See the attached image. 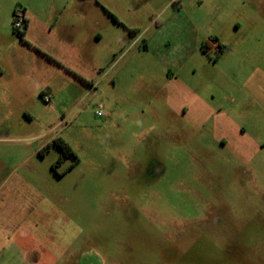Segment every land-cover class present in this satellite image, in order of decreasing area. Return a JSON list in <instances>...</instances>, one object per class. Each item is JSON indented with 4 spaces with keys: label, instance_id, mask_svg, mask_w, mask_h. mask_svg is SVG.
Listing matches in <instances>:
<instances>
[{
    "label": "rangeland",
    "instance_id": "obj_1",
    "mask_svg": "<svg viewBox=\"0 0 264 264\" xmlns=\"http://www.w3.org/2000/svg\"><path fill=\"white\" fill-rule=\"evenodd\" d=\"M181 1L175 11L167 0H93L103 40L77 63L102 78L87 94V82L52 71L53 96L42 81L50 1L0 0V184L14 176L0 197L24 188L31 234L8 242L0 229V264H24L13 243L34 248L32 264H264V114L246 113L252 103L238 87L264 69V0ZM19 10L38 21L17 30ZM155 18L164 25L146 36L149 48L122 55L120 34ZM218 34L230 52L204 55L199 43ZM169 78L227 110L255 142L247 155L213 116L175 111ZM51 138L71 154L59 161L56 145L45 149Z\"/></svg>",
    "mask_w": 264,
    "mask_h": 264
},
{
    "label": "crops",
    "instance_id": "obj_2",
    "mask_svg": "<svg viewBox=\"0 0 264 264\" xmlns=\"http://www.w3.org/2000/svg\"><path fill=\"white\" fill-rule=\"evenodd\" d=\"M48 1H50L48 5L49 9L42 11V34L44 36L48 35L47 38H45V41L42 42V55L46 59V62L42 64V81L46 83L45 86L48 88V92L53 96H57L58 93L53 88L54 85H52L54 79L50 75L51 72L53 71L55 76H60L64 73L71 76L75 75L74 77L77 79H81L89 84L90 89L87 92L88 94L102 78L100 77L96 82L88 79L85 77L84 73H79V65L77 63L80 55H85L87 48L90 45L95 42L100 43L103 40V34L99 29L102 28V25H99L96 29L94 26V16L91 14L93 13V0ZM140 1L149 2L150 0ZM170 4L171 8L175 11L183 10V1L181 0H167L165 7H168ZM256 5L259 7L264 6L259 2ZM106 7L111 10L107 4ZM114 17L117 22H119L118 17L116 15ZM37 18H39L38 15H32L31 17L26 13V20L28 21L27 29H29L35 21H38L36 20ZM80 23L84 25V28L82 29L83 39L81 42L78 39L80 33ZM98 24H100V22H98ZM104 24H106L109 28L108 23ZM163 25L164 24L160 21V19L156 20L155 18L142 31L134 29L133 27L126 28L124 33L120 34L118 37L117 42V44L123 46L122 55L129 50L135 49L136 47H138V49L144 48L147 50L149 45L146 40V36L154 28L159 29L162 28ZM238 28H240V25H238ZM131 31L134 33H131ZM153 38L154 41H157L156 44L163 47L161 45L164 40L163 38H159L157 34H154ZM212 39L218 40L215 43V47H212L209 53H204L201 50L202 44L210 42ZM199 44L200 50L204 55H209L212 50L215 48L217 49L219 44L225 47V45L221 42L219 34L217 36H210ZM228 52H230V49L225 47L221 56L223 57ZM89 61L92 64H95V59L93 57H90ZM166 69L169 70V67H166ZM238 87L242 95H244L245 98L252 103L250 106L245 107L247 108L246 113L248 115L254 114L253 110L255 107L257 112H263L264 114V69H261L260 67L254 68L250 71L247 77L243 79L242 85H238ZM165 89L167 91V96L170 98L169 100L171 102V106H173L175 111L179 113L191 112L198 114L199 117L204 120H208L213 116L217 119V127L220 129L223 128L227 135H229L230 146L237 152H240L242 156L247 155L250 147L253 146L255 142L247 136L246 132H244V128L242 130L239 129V126L233 121L232 117L228 115L227 110L224 111L223 107L216 110L206 97L193 92L191 88L182 82L172 81L171 78L168 79ZM54 139L56 138H51L47 142V145ZM11 175L12 174L5 176L4 180L0 184V189L5 185V183H9L11 179L14 178V176ZM19 183H21V181ZM21 188L24 190L23 187H15V189L12 188L9 195L6 197H0V219L3 221L0 225V229L8 234V242H30L31 238V234H29V200L25 198L24 193H20ZM16 198L18 199V204L15 210ZM12 246L13 255H16V260H18L19 263L22 262L24 264H32L31 260L27 259V257H30V254H33L35 250L29 243L23 244L24 248H21L16 243H13ZM40 258L41 257H39V260Z\"/></svg>",
    "mask_w": 264,
    "mask_h": 264
},
{
    "label": "trees",
    "instance_id": "obj_3",
    "mask_svg": "<svg viewBox=\"0 0 264 264\" xmlns=\"http://www.w3.org/2000/svg\"><path fill=\"white\" fill-rule=\"evenodd\" d=\"M112 18L114 19V21L117 22L116 18L112 15ZM27 24H28V21L26 20L25 22V28L27 29ZM21 36H23L25 33L24 32H20V31H17ZM131 33H134L133 31H131ZM218 40L217 39H212L210 42H205L204 44H202L201 46V50L204 52V53H209L210 49H212V47H215V43L217 42ZM224 49L225 47L222 46V45H218L217 46V51L219 52V54H222L224 52ZM51 145H56L60 150H61V156H60V160L64 159L68 154H71V149L70 147L68 146V144L60 139V138H56L54 139L51 143H49L45 149L49 148Z\"/></svg>",
    "mask_w": 264,
    "mask_h": 264
},
{
    "label": "built area",
    "instance_id": "obj_4",
    "mask_svg": "<svg viewBox=\"0 0 264 264\" xmlns=\"http://www.w3.org/2000/svg\"><path fill=\"white\" fill-rule=\"evenodd\" d=\"M26 14L24 10L15 11V22L14 27L17 30H22L25 27ZM45 102H51L50 96H42ZM98 116H102V111H97Z\"/></svg>",
    "mask_w": 264,
    "mask_h": 264
},
{
    "label": "flooded vegetation",
    "instance_id": "obj_5",
    "mask_svg": "<svg viewBox=\"0 0 264 264\" xmlns=\"http://www.w3.org/2000/svg\"><path fill=\"white\" fill-rule=\"evenodd\" d=\"M211 223H215L216 224L217 223V220L211 221Z\"/></svg>",
    "mask_w": 264,
    "mask_h": 264
}]
</instances>
